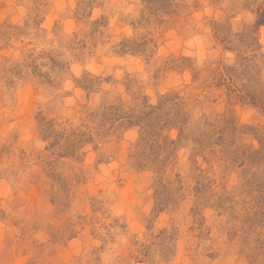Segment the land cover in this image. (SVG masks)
I'll use <instances>...</instances> for the list:
<instances>
[{
    "label": "clouds",
    "instance_id": "obj_1",
    "mask_svg": "<svg viewBox=\"0 0 264 264\" xmlns=\"http://www.w3.org/2000/svg\"><path fill=\"white\" fill-rule=\"evenodd\" d=\"M0 264H264V0H0Z\"/></svg>",
    "mask_w": 264,
    "mask_h": 264
},
{
    "label": "rangeland",
    "instance_id": "obj_2",
    "mask_svg": "<svg viewBox=\"0 0 264 264\" xmlns=\"http://www.w3.org/2000/svg\"><path fill=\"white\" fill-rule=\"evenodd\" d=\"M146 119L150 120V117H148V118H146Z\"/></svg>",
    "mask_w": 264,
    "mask_h": 264
}]
</instances>
